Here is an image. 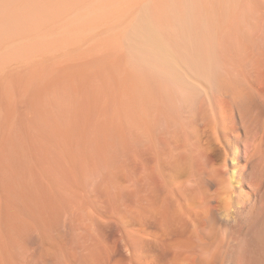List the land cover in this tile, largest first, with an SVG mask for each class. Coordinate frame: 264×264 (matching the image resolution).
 Instances as JSON below:
<instances>
[{
    "label": "bare ground",
    "instance_id": "obj_1",
    "mask_svg": "<svg viewBox=\"0 0 264 264\" xmlns=\"http://www.w3.org/2000/svg\"><path fill=\"white\" fill-rule=\"evenodd\" d=\"M0 264H264V0H0Z\"/></svg>",
    "mask_w": 264,
    "mask_h": 264
}]
</instances>
